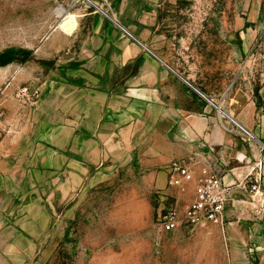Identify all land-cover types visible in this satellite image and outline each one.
I'll return each instance as SVG.
<instances>
[{"label":"rangeland","instance_id":"obj_1","mask_svg":"<svg viewBox=\"0 0 264 264\" xmlns=\"http://www.w3.org/2000/svg\"><path fill=\"white\" fill-rule=\"evenodd\" d=\"M92 1L128 23H140L138 14L148 11L150 48L221 104L223 112L214 107L222 118L228 101L242 104L264 80V0ZM91 2L0 0V184L20 183L21 193L41 199L50 215L30 264H257L264 253L245 241L243 219L166 229V210L186 211L194 196L187 186L169 185L166 162L126 153L142 142H123L124 153L91 165L82 145L74 149L66 118L58 117L67 105L66 36L73 31L59 23L74 12L86 31L90 13L106 17ZM136 69L135 62L118 71L115 84ZM24 86L40 89V97H18Z\"/></svg>","mask_w":264,"mask_h":264},{"label":"crops","instance_id":"obj_2","mask_svg":"<svg viewBox=\"0 0 264 264\" xmlns=\"http://www.w3.org/2000/svg\"><path fill=\"white\" fill-rule=\"evenodd\" d=\"M147 13L140 12V23L134 24L92 12L86 31L79 23L67 33V105L58 117L66 118L63 123L72 131L70 142L78 153L82 145L86 165L97 164L110 153H124L123 142H142L138 148L131 145L126 153L152 154L166 167L173 160L186 159L194 170L193 180L186 185L192 197L201 175L196 162L208 153L231 187L225 220L249 223L243 227V237L264 253L258 203L239 185L246 183L250 166L264 160V80L257 92L247 93L242 104L227 102L226 110L238 125L230 117H220L214 104L203 105L197 94L204 97L202 92L216 103L213 97L150 48L149 26L154 21L151 16L148 20ZM135 62L137 69L115 84L117 72ZM182 82H190L196 93H188ZM12 186L0 184V264H30L40 250L50 215L41 199L21 193L20 183ZM25 189L30 191L32 186ZM257 264H264V257Z\"/></svg>","mask_w":264,"mask_h":264},{"label":"built area","instance_id":"obj_3","mask_svg":"<svg viewBox=\"0 0 264 264\" xmlns=\"http://www.w3.org/2000/svg\"><path fill=\"white\" fill-rule=\"evenodd\" d=\"M40 89L21 87L18 97L35 101L40 97ZM4 117L0 110V126ZM196 163L201 166V175L197 179L194 201L186 211L172 206L161 216V223L168 230L181 227L207 226L209 224L222 225L225 222V211L230 199V185L224 182V170L216 165L208 153L201 156ZM169 185L185 189L187 183L193 180L194 170L186 159L173 160L168 166ZM246 183H240L251 198L258 203L256 214L264 223V160L258 159L250 166L246 176Z\"/></svg>","mask_w":264,"mask_h":264},{"label":"bare ground","instance_id":"obj_4","mask_svg":"<svg viewBox=\"0 0 264 264\" xmlns=\"http://www.w3.org/2000/svg\"><path fill=\"white\" fill-rule=\"evenodd\" d=\"M90 2H91V0H90ZM91 3L94 4L99 9H104L103 7L102 8L98 7V5H96L93 1ZM63 12H64V8H60L58 10L59 14H62ZM59 27L64 28L70 32L74 31L75 28L77 27L76 16L72 13L65 15V17L62 19V21L59 23Z\"/></svg>","mask_w":264,"mask_h":264},{"label":"water","instance_id":"obj_5","mask_svg":"<svg viewBox=\"0 0 264 264\" xmlns=\"http://www.w3.org/2000/svg\"><path fill=\"white\" fill-rule=\"evenodd\" d=\"M95 6V5H94ZM96 7V6H95ZM98 10L99 11H101L102 13H104L106 16H108V17H110V18H112L107 12H106V10L105 9H99L98 8ZM113 20H115L114 18H112ZM58 27V24H57V26H55V28L54 29H56ZM147 48V47H146ZM188 83H190V82H188ZM191 84V83H190ZM192 85V84H191ZM204 97H206V98H208L205 94H203L202 92H200ZM212 104H214L215 106H217L222 112H223V107H222V105L221 104H216L215 102H213V101H211V99H208ZM228 115V117H230V119H232L233 120V122L235 123V124H237L238 125V123L233 119V117H231L229 114H227Z\"/></svg>","mask_w":264,"mask_h":264}]
</instances>
